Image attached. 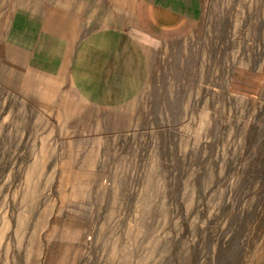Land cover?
Instances as JSON below:
<instances>
[{
    "label": "rangeland",
    "instance_id": "1",
    "mask_svg": "<svg viewBox=\"0 0 264 264\" xmlns=\"http://www.w3.org/2000/svg\"><path fill=\"white\" fill-rule=\"evenodd\" d=\"M205 1L103 112L40 111L0 48V264H264V0Z\"/></svg>",
    "mask_w": 264,
    "mask_h": 264
},
{
    "label": "crops",
    "instance_id": "2",
    "mask_svg": "<svg viewBox=\"0 0 264 264\" xmlns=\"http://www.w3.org/2000/svg\"><path fill=\"white\" fill-rule=\"evenodd\" d=\"M7 73L39 110L103 112L136 98L163 46L190 36L205 0H12ZM160 47V48H159Z\"/></svg>",
    "mask_w": 264,
    "mask_h": 264
}]
</instances>
